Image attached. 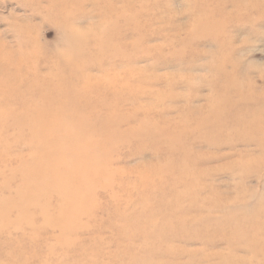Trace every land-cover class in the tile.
I'll use <instances>...</instances> for the list:
<instances>
[{"label": "rangeland", "instance_id": "374dc122", "mask_svg": "<svg viewBox=\"0 0 264 264\" xmlns=\"http://www.w3.org/2000/svg\"><path fill=\"white\" fill-rule=\"evenodd\" d=\"M0 264H264V0H0Z\"/></svg>", "mask_w": 264, "mask_h": 264}, {"label": "bare ground", "instance_id": "6f19581e", "mask_svg": "<svg viewBox=\"0 0 264 264\" xmlns=\"http://www.w3.org/2000/svg\"><path fill=\"white\" fill-rule=\"evenodd\" d=\"M51 3H52V2H51ZM51 3H50V4H51ZM109 4H110V3H109ZM109 4H108V5H109ZM51 5H52V4H51ZM113 8H114V7H113ZM48 9H49V8H48ZM112 11H113V10H112ZM65 25H66V24H65ZM60 26H61V25H60ZM63 27H64V26H63ZM67 27H68V26H67ZM71 34H72V33H71ZM75 37H76V35H75ZM77 38H78V37H77ZM79 39H80V38H79ZM78 72H79V71H78ZM65 74H66V73H65ZM69 75H70V74H69ZM63 76H64V75H63ZM49 78H50V77H49ZM56 79H57V78H56ZM41 80H42V79H41ZM85 84H86V83H85ZM82 87H83V86H82ZM36 88H37V87H36Z\"/></svg>", "mask_w": 264, "mask_h": 264}]
</instances>
